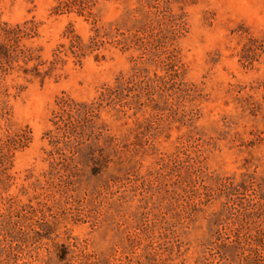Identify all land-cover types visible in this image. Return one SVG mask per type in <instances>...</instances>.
I'll return each instance as SVG.
<instances>
[{
	"label": "rangeland",
	"instance_id": "rangeland-1",
	"mask_svg": "<svg viewBox=\"0 0 264 264\" xmlns=\"http://www.w3.org/2000/svg\"><path fill=\"white\" fill-rule=\"evenodd\" d=\"M85 1L0 0V264H264V0Z\"/></svg>",
	"mask_w": 264,
	"mask_h": 264
},
{
	"label": "trees",
	"instance_id": "trees-1",
	"mask_svg": "<svg viewBox=\"0 0 264 264\" xmlns=\"http://www.w3.org/2000/svg\"><path fill=\"white\" fill-rule=\"evenodd\" d=\"M55 5L53 7V13L56 15H61L65 13H76L82 15L89 10V6L86 4L85 0H55ZM64 38L67 40V44L61 45L60 48H66L68 52L77 60L80 57L85 56L87 51L93 50L90 46L82 44L77 38H73L67 34L64 35ZM61 51H58L60 54ZM66 52L64 51V54ZM55 62L61 61L59 55H55ZM113 90H109L110 94H113ZM103 95V94H102Z\"/></svg>",
	"mask_w": 264,
	"mask_h": 264
}]
</instances>
